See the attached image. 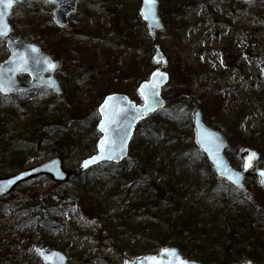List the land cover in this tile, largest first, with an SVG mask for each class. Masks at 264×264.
<instances>
[{
	"label": "rangeland",
	"instance_id": "1",
	"mask_svg": "<svg viewBox=\"0 0 264 264\" xmlns=\"http://www.w3.org/2000/svg\"><path fill=\"white\" fill-rule=\"evenodd\" d=\"M174 3L187 7L194 6L193 0H169L165 5ZM25 4L17 6L12 12L11 36L38 44L44 52L54 59L60 60L55 75L60 80L62 90L63 79L68 82L82 79L84 82L92 73L95 83L99 84L100 80L109 82L111 91L117 92L122 85L129 84L135 89L139 83L138 80L130 78L129 81L121 83L118 75L111 71L110 65L115 66V70L122 67L138 53V50L147 53L155 63L153 60L154 49L150 46L152 43L149 41L138 44L133 39L132 27L134 26L131 21L135 10H138L140 0H80L77 11L70 17L67 29L71 31L70 25L73 24L76 30L88 32L89 38L81 39V41L66 40L63 44L67 50V58H64L63 54L59 55L62 51L54 46L57 41L54 36L49 35L38 40L40 29L36 27V24H41L51 17L53 5L46 0H25ZM227 7H237V2L226 0L215 5L211 1L208 5L201 4L198 10L190 8L185 14L170 18L167 10L164 11L162 2L160 3L159 11L165 27L160 31L159 41L154 44L164 53L163 48L167 49L168 45L174 43L178 55L176 61H178L177 58L180 61L179 72H174L172 74L174 80L169 81L162 88V96L167 105L178 106V111L174 115L175 117L171 118L165 117L160 112L150 115L153 119L160 120L161 130L156 137L141 130V123L134 131L131 141L134 140L136 131L139 129V135L142 140H145V146L150 149L156 148V151H159L153 160L154 166L146 172V178L150 183L162 185L173 178L174 169L168 167V148L162 149L159 145L166 141L168 143L166 146L169 147L173 141L185 142L189 136L194 138L191 114L196 106L191 102L188 96L189 92L197 98L199 97L200 105L198 107L202 109L206 122L227 135L230 144L226 155L235 167L241 165L239 150L246 145L243 138L250 136L252 129L262 126L264 128V96H260L264 95L262 69L264 65V0L247 2L242 6L244 12L240 16H235L233 11H229ZM8 55L5 40L0 38V62L5 60ZM181 72L185 76L188 75L186 76L187 80L183 86L172 88L175 83L182 82ZM18 78L26 80L28 77L23 74ZM84 95L86 96V93ZM130 96L137 103L141 102L138 93ZM259 96L261 99L258 104L255 103L254 107L247 112L245 109L247 103L256 101V97ZM30 97L34 96L30 95ZM78 97L77 93L75 105L68 110L69 116L78 109L79 102L85 101L84 96ZM207 98L216 99L214 106L215 104L219 106H216L219 109L215 108L217 115L210 119L206 118L208 113L205 105L208 103L209 107L210 104ZM13 99V97L0 95V105ZM210 108L213 110L212 106ZM235 111L242 112L244 116L238 120V133L232 134L224 122H232V113ZM97 117L99 118V116ZM27 121L30 120L23 117L19 121L20 125L11 131L9 136L28 137L29 145L21 148L22 152L18 148L19 157L16 156V159L22 164L19 168L10 166V162L14 159L12 153L2 155L0 152V176L12 175L55 157L62 160L63 171L67 176L59 181H56L51 175L38 176L17 185L8 194L0 197V264H46L36 252L38 248L60 250L67 257L66 264H125L128 259L138 258V255H135V249L144 245L145 237L152 233L166 231L156 225L152 226L153 223L147 219L143 208L130 212L129 218H126L127 213L123 211H111L106 220L99 222L88 217L87 212L83 210V204L71 202L72 195L76 196L77 193L72 190L81 181L80 184L85 185L86 190L93 197L100 200L109 197L111 184L105 178V173L111 164L103 163L88 171L81 170L80 166L84 158L95 151L90 148L91 151L84 152L85 143L81 147L82 149L53 150V146L48 144H40L35 149L32 141L35 140L34 131L37 128L31 127L29 124L25 127ZM74 124V121L67 124V133L71 127H75V134L79 135L80 132L84 136L87 135L81 124H76V126ZM46 132L42 131V133ZM99 135L100 133L97 131L90 134L88 138L93 139ZM259 139V144L264 148V136ZM260 151L262 158L256 167L263 168L264 149H260ZM195 165L199 167L201 161H196ZM79 170L80 173H78ZM190 176L186 178L181 189H188L187 182L190 180ZM111 177L115 179V175ZM257 181L258 177L253 175L252 171L247 173L246 184L249 193L255 203H262L264 202V192L257 191L259 188ZM73 182H76L75 186L72 185ZM132 182L129 173L121 176V186L128 187L130 190L128 198L130 203H139L144 198V193L141 190H136ZM131 184L132 186H129ZM59 185L67 190L69 198L65 200L64 204L56 207H45L44 200L47 194L53 192ZM63 195L66 194H62L61 197ZM151 201L152 199L146 203ZM193 203H195L194 206H184L179 212L161 211L154 215L162 219L168 217L173 222L182 220L188 214L198 215L195 219L220 217L219 219L223 223L226 221L227 228H230L234 223L233 219L239 218V215L244 212L243 202H233L228 196L222 202L198 198ZM209 203H237V205L235 208L229 205L222 213H219L218 208ZM203 212L205 214L201 217ZM109 222L117 226L122 222H127L130 224L129 230L126 232L118 230L125 234L121 239L113 242L102 229V226ZM183 237L188 239L187 236ZM166 246L177 245L168 244ZM182 254L186 256L187 253L182 252ZM247 259L243 257L236 264H246Z\"/></svg>",
	"mask_w": 264,
	"mask_h": 264
},
{
	"label": "trees",
	"instance_id": "2",
	"mask_svg": "<svg viewBox=\"0 0 264 264\" xmlns=\"http://www.w3.org/2000/svg\"><path fill=\"white\" fill-rule=\"evenodd\" d=\"M218 5L226 0H193L192 7L185 5L168 4L169 0H160L164 11L168 12L170 18L177 17L181 14H185L190 8L198 10L201 4L208 5L210 2ZM247 2L237 0V7H227L229 11H233L235 16H240L244 10L243 5ZM23 5H26L23 3ZM232 8V9H231ZM167 15V14H166ZM169 19V18H168ZM132 30L134 31L133 39L136 43L151 42L152 48L155 45L154 42L159 41L160 32L157 35V39H151L148 35L145 24L138 15V10H135L133 19L131 21ZM71 31H68V27H59L55 25L51 18H47L41 24H36L40 33L38 40H42L46 36H54L57 41L54 46L57 49H61V53L64 58H67V50L64 47L66 40H87L89 33L82 30H76V27L72 24ZM134 28V29H133ZM42 33V34H41ZM45 33L46 35H44ZM170 34L174 35L172 32ZM175 36V35H174ZM169 47L163 48L165 53V59L161 63H153L150 56L143 51L138 50V53L133 56L131 60L120 66L115 70V66L110 65V69L114 74L118 75V79L123 81H129L130 78L138 80L139 82L146 79L149 73L157 66L168 71L170 74V81H173V73L179 72V58L176 61V45L170 44ZM168 62V64H167ZM167 64V65H166ZM89 71V70H88ZM90 72V71H89ZM192 73V72H191ZM93 74V73H92ZM88 77L84 82L82 79H76L72 82L63 79L64 87L59 95L52 94L44 89H34V97L31 100H27L26 93H15L12 95L14 98L8 103H1L0 105V152L2 155L6 153H12V161L10 166L16 168L22 164L21 161L16 159L19 154V150L22 152L23 147L28 144V137L22 138L20 135L10 136V132L15 130L19 125V121L23 117H27L25 127L29 124L31 127L37 128L34 132V148H38L40 144H48L53 146V150L58 149H82L84 145V152L91 151L90 148L96 149L97 138H88L90 134L97 132V108L102 101L103 97L111 91L109 82L99 81V84L95 83L92 75ZM182 82L175 83L172 88L177 86L181 87L187 80L183 73ZM126 85L118 88V92H124L129 95H137V89ZM78 98L84 96L85 101L78 103L77 110L69 116L68 110L72 108L76 103V95ZM86 93V96L84 95ZM191 102L194 106L200 105V99L194 94L189 92ZM260 96H264L263 94ZM256 97L254 102L247 103L246 111H250L253 105L258 104L261 97ZM86 97V98H85ZM209 101L206 103L207 109L206 118L214 117L215 108L219 106L215 104L216 99L207 98ZM207 102V101H206ZM169 103V102H168ZM5 104V105H4ZM82 104V105H81ZM3 106V107H2ZM213 107V110L210 108ZM218 106V107H216ZM178 106H169L165 103V107L158 112L163 113L165 117H175L178 111ZM219 109V108H218ZM244 109V110H245ZM156 114V113H155ZM233 121L230 123L224 122L228 131L238 133L237 123L238 120L244 116L242 112L235 111L232 113ZM73 117V118H71ZM219 119V118H218ZM220 120V119H219ZM70 121L76 124H81L85 129L87 135L84 136L79 132V135L74 133L75 127H71L67 133V124ZM236 123H235V122ZM143 128V129H142ZM141 130L149 133L150 136L156 137L161 130L160 120L158 118L153 119L148 116L141 122ZM47 131L42 133V131ZM74 133V134H73ZM138 129L135 134V138L130 142L129 152L127 158L120 164H111L108 171L105 173V178L108 179V183L111 184V193L109 197L100 200L93 197L88 193L85 185L73 182L75 186L72 191H76V196L72 195L71 202L83 204V210L87 212V216L95 219L96 221L106 220L111 211L127 213L126 218H129L130 212L133 210H139L143 208L147 214V219L156 225L160 229L164 228L166 231L160 233H152L148 237L144 238V245L135 249V255L141 256L146 253L157 252L161 247L170 245H177L181 252H186V256L190 259L200 261L204 264H236L244 257L251 259L257 264L264 263V202L255 203V200L251 197L250 193L242 194L236 191L232 186L225 181L216 178L213 174L212 168L207 163L204 155L196 146L194 139L189 136L187 141H173L169 147L166 141L159 145L162 149H167L168 167L173 168V178L162 185H156L150 183L146 178V172L154 166L153 160L157 157L156 148L150 149L145 146V140L141 139ZM264 136V128L259 127L252 129L250 136L243 138L246 145L262 148L259 144V138ZM33 138V137H32ZM27 143H24V142ZM153 142V141H152ZM29 145V144H28ZM5 148V149H2ZM159 152V151H158ZM19 157V155L17 156ZM200 160L201 165L196 167V161ZM75 171V170H73ZM74 173V172H73ZM80 173V170L78 171ZM129 173L132 178V184L136 190H141L144 193V198L139 203H130L128 187L121 186V176ZM115 175V179L110 176ZM192 175V176H190ZM79 176V175H78ZM190 176L188 183V189L183 190L181 187L185 184L186 178ZM129 185V186H132ZM123 188V189H122ZM257 191L264 192V189L258 188ZM62 194L63 197H61ZM226 196L232 199L233 202L242 201L244 204V212L239 215V218L233 219L234 223L230 228H227L221 219L208 218V219H195L198 215H186L182 220H175L174 222L170 218H157L154 214L161 211L166 212H179L184 206H194L193 203L198 198H206L208 201H223ZM67 197V190L58 186L53 192L47 194L44 200L45 207H56L57 205L64 204ZM77 199V200H76ZM150 203H146L151 200ZM216 206L218 212L222 213L227 206L231 205L235 208L237 203H209ZM147 209V211H146ZM150 214V216H148ZM205 212L201 213L203 217ZM207 218V217H206ZM129 223L122 222L119 226L109 222L102 226L103 231L107 234L111 241L115 242L124 236V232L118 230H129ZM183 236H187L186 240ZM147 238V239H146ZM254 240V242H252Z\"/></svg>",
	"mask_w": 264,
	"mask_h": 264
},
{
	"label": "water",
	"instance_id": "3",
	"mask_svg": "<svg viewBox=\"0 0 264 264\" xmlns=\"http://www.w3.org/2000/svg\"><path fill=\"white\" fill-rule=\"evenodd\" d=\"M49 2L54 4V8L52 10V21L57 24L58 26H67L68 22H69V16L74 13L77 9V5L78 2L80 0H48ZM244 1H250V0H244ZM22 2V0H18V2H16L11 9L7 12V14L5 15V22L7 24V26L10 27V31L7 32L6 36H0V38H5L6 43L5 46L9 51V55L8 57L3 60L2 62H0V66H3L4 69L6 70L9 67H13V64L10 61V58L14 57V53L17 52V50L19 49V51L24 52L28 57H32L33 55H36L37 59H42V58H48L50 61L54 62L56 64V68L54 71H48L47 70V66L44 64H37L34 63L32 60H29V68L27 71H23V72H17L15 73V75H13V79L15 80V86L13 88V90L7 94L4 95H8L11 94L15 91H22V90H30L31 88H43V89H47L50 90L51 92H53L54 94H59L61 92V86L60 83L58 81V79L55 76V71L59 66V60L57 59H52V57L43 52L41 50V47L38 44L32 43V42H27L24 39L17 37V38H12L10 37V32H11V24L9 22V16L11 14V11L13 9V7L17 4ZM143 7V0H140V5H139V9H138V14L141 17V19L145 22V26L147 29L148 34L152 37L155 38L157 35V32L159 30H161L164 26L163 20L161 15L159 14V0H157V3L155 5V11H156V15L158 17V21L159 24L158 26L151 20H145L141 15H140V9ZM21 45L24 46H35L36 49H38V53L37 54H33L30 51H27L26 48L21 47ZM162 57V59H160ZM153 58L155 61H157L159 59V61H162L164 59V55L162 54V52L160 51L159 48H157L154 52ZM8 62V63H6ZM264 70V67H263ZM159 71L160 73H166L167 75V79L162 80L159 83V87L157 89L158 93H159V97L158 99H160L162 101V106L155 109L154 111L162 108L164 106V99L161 96V89L162 87L167 83L168 79H169V75L167 72H165L164 70L158 68H155L149 75V78L147 80H144L142 82H140V84L138 85V89L140 88L141 84H144L146 81H149L152 79V73L153 72H157ZM21 73L27 74L30 78L29 81H24V80H19L17 78V76ZM8 75H12V73H8ZM49 78H51V81L55 82V88L53 87H49ZM58 89V90H57ZM140 95V94H139ZM114 97V99L112 101L109 102V106L106 109V111H112L114 109L115 111V115L112 117V119L114 121H117L118 123H113L110 126L109 125H105L106 127H110L111 131L109 133V139H115V133L119 131V125L122 124H126L129 121H132V117L135 115L134 112H132L129 109V104L132 105H136V106H140L144 103V100L142 99V103L141 104H136L135 101L131 100V98L125 94V93H120V92H114L111 94H108L104 97L103 101L100 103L99 107H98V112L100 115V120L98 122V126L101 124V121L105 119V116L101 113L100 111V106L104 103L105 99L107 97ZM141 97V96H140ZM126 98V99H125ZM123 110V111H122ZM152 111V112H154ZM127 113L126 115L124 113ZM151 113V112H149ZM148 113V114H149ZM147 114V115H148ZM146 115V116H147ZM146 116H143L140 119H136L132 122V126L129 129L130 135L127 139V143H126V147H125V151L122 155H119L118 158L115 159H98L95 163H90L88 167L90 166H94L97 165L99 163L102 162H114V163H118L120 162L123 158H125L127 156L128 153V146H129V141L132 137L134 128L136 126V124L144 119ZM192 125H193V129H194V140L195 143L197 145V147L199 148V150L203 153V155L206 158V161L209 163V165L211 166L214 175L217 178H220L224 181H226L228 184H230L231 186H233L235 189H237L238 191L242 192V193H247L248 189L246 187L245 184V177L248 171L251 170V168L256 164V162H258L261 158V152L255 148H251L248 146H244L240 149L239 152V157L242 161L241 167L240 168H235L230 160L228 159L225 150L226 148L229 146V142L228 139L226 137V135L224 134V132L220 129H216L212 126H209L205 123L204 117H203V113L202 110L200 108H196L193 113H192ZM99 132L101 133V137H99L98 141H97V148H96V152L88 157H86L83 160V163L85 160H88L90 157H94L97 156L100 152H101V148L98 147V144L100 142V140L105 137V132L101 131L100 128L98 127ZM202 132H207L210 134H214L215 136H217L219 138L220 141V147L217 153L218 158L227 166L228 169H230L232 172L235 173H239L241 176V180L239 184H233L231 181H229L225 176L221 175L220 170H218V168L216 167L215 163H214V159L212 156L209 155V153L207 151L204 150V147L198 143V140L200 139V133ZM251 153H255V159L251 162V166L248 168H245L244 165L246 163L249 162L250 159V154ZM82 163V165H83ZM82 169H85V167H82ZM62 160L59 157H55L45 163H42L40 165L34 166V167H29L26 169H22L21 171L14 173L12 175H8V176H2L0 177V185H4L6 181L12 180L14 181L11 185L6 186V191L4 192H0V197L5 196L6 194H8L12 189H14V187H16L17 185L24 183L25 181L32 179L36 176H40V175H51L56 181L59 180H63L65 179V177L67 176V174L63 171V167H62ZM87 167V168H88ZM261 172H264V168H257L254 171V175L259 177L258 180V186L260 188L264 189V185H262L260 183L262 177L260 175ZM18 178V179H17ZM175 249L176 253L178 254L179 257H181L183 260L189 261L191 262V264H203L200 261H196V260H190L186 257H184L181 252L180 249L176 246H165V247H161L158 252L156 253H150V254H146V255H142L138 258L135 259H128L126 262L127 264H141V261L143 260V258L145 257H149V256H160L161 250L162 249ZM38 249H43L45 250L46 253H56L59 254L58 256H54V257H50L48 264H66L67 262V257L64 255L63 252H61L60 250H56V249H49V248H38ZM41 257V256H40ZM43 259V261L45 262L44 258L41 257ZM161 259L163 260L164 264H169V261L171 260V257L168 255L162 256ZM46 263V262H45ZM126 264V263H125ZM246 264H255L253 261L248 260L246 262Z\"/></svg>",
	"mask_w": 264,
	"mask_h": 264
},
{
	"label": "snow or ice",
	"instance_id": "4",
	"mask_svg": "<svg viewBox=\"0 0 264 264\" xmlns=\"http://www.w3.org/2000/svg\"><path fill=\"white\" fill-rule=\"evenodd\" d=\"M16 2H18V0H0V36H6L7 32L10 31V27L7 26L4 18L7 12ZM156 3L157 0H143V7L140 9V15L145 20L151 19L158 26L159 21L155 11ZM21 47L26 48L27 51H30L33 54L38 53V49H36L35 46L21 45ZM160 59H162V57ZM29 60H32L37 64L42 63L46 65L48 71H54L56 68V64L50 61L48 58L45 57L42 59H37L36 55L28 57L24 52H21L18 49L17 52L14 53V57L10 58L13 67H9L5 70L3 66H0V94H7L13 90L15 86L13 75H15L17 72L27 71L29 68ZM157 62H159V59ZM8 73H12V75H8ZM164 79H167L166 73H160L157 71L152 73L151 80L141 84L138 92L141 98L144 100V103L140 106L129 104V109L134 112L135 115L132 117V121L119 125V131L115 133V139H109V133L111 129L110 127L105 126L118 123L112 119V117L115 115L114 109L112 111H106L109 106V102L112 101L114 97L110 96L105 99L104 103L100 106V111L105 116V119L102 120L101 124L98 126L101 131L105 132V137H103L98 144V147L101 148V152L97 156L90 157L88 160H85L82 167L87 168L90 163H95L98 159H115L124 153L127 139L130 135L129 129L132 126V122L136 119L146 116L149 112H152L162 106V101L158 99L159 93L157 89L159 87V83ZM49 87L55 88V82L51 81V78H49ZM124 114L126 115L127 113L125 112ZM198 143H200L204 147V150L213 157L214 163L218 170H220L222 176H225L233 184L240 183V174L232 172L230 169H228L227 166L217 156L220 147V141L217 136L207 132H202L200 133V139L198 140ZM255 155V153L250 154L249 162L244 165L245 168L251 166V162L255 159ZM260 175L262 177L260 183L264 185V172H261ZM13 182L14 181L9 180L6 181L4 185H0V192L6 191V186L11 185ZM36 252L44 258L46 264H48L50 257L59 255L56 253H46L43 249H36ZM165 255L171 257L169 264H191V262L183 260L181 257H179L175 249L168 248L162 249L160 256H149L143 258L141 264H164L161 257Z\"/></svg>",
	"mask_w": 264,
	"mask_h": 264
}]
</instances>
